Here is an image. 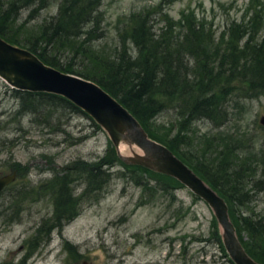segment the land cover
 <instances>
[{"label": "rangeland", "instance_id": "obj_1", "mask_svg": "<svg viewBox=\"0 0 264 264\" xmlns=\"http://www.w3.org/2000/svg\"><path fill=\"white\" fill-rule=\"evenodd\" d=\"M0 1H12L15 11L8 15L14 17L11 26L21 42L26 32L39 33L41 27L59 22L58 0H47L40 8L21 4L22 0ZM158 3L170 17L174 33L187 28L186 20L201 22L200 29H211L214 40L225 45L228 27L247 23L255 12L251 21L257 19L258 28L251 42L264 39V0H98L92 19L80 28L93 37L85 45L100 47L113 57L123 21ZM153 26L159 28L161 22ZM245 38L238 39L239 46ZM124 46L128 54L135 53L131 40ZM54 47L48 46L46 54L61 66L70 62L82 68L78 56ZM193 61L189 57V63ZM237 79L222 94L226 118L217 123L192 118L183 124L189 140L178 146L184 150L188 143L190 152L197 153L196 160L207 164L213 153L202 154L201 147L214 150L215 143L230 137L239 157L246 155L247 165L254 166L252 175L243 180L246 198L234 205L237 221L241 224L244 217L264 226L260 161L264 126L258 121L264 114V91L251 90ZM12 89L0 79V174L15 171V178L0 192V264H234L203 199L172 176L124 165L106 132L88 114L66 107L51 109L45 103L24 111ZM161 101L155 121L169 125L175 109L164 98ZM93 164L108 171L96 200L91 187ZM58 190L71 197L59 196ZM63 200L70 207L64 210L67 220L61 214L59 221L55 205ZM261 231L251 236L243 231L242 238L258 252L262 248L264 256Z\"/></svg>", "mask_w": 264, "mask_h": 264}, {"label": "trees", "instance_id": "obj_2", "mask_svg": "<svg viewBox=\"0 0 264 264\" xmlns=\"http://www.w3.org/2000/svg\"><path fill=\"white\" fill-rule=\"evenodd\" d=\"M46 1L22 0L21 4H35L36 8H40ZM58 1L59 22L41 27L39 33L26 32L25 38L22 39L25 42L14 36L15 29L11 26L14 17L10 19L8 15L15 11L12 1L5 4L0 1V35L36 53L45 63L97 82L117 98L134 114L149 137L166 145L225 199L237 237L249 255L264 264L262 248L258 252L242 238L243 231L251 236L261 230L263 233L264 226L244 217L240 218V224L234 213L235 203L242 202L247 196V192L243 190V180L246 175H252L251 170L254 168L247 165L249 157L246 155L239 157L230 137L222 139L221 144L215 143L214 150L212 147L211 149L201 147L202 154L213 153L207 158V164L196 160L197 153L190 152L188 143L184 150L178 146L180 142L183 144L185 140H189L183 124L192 118H207L215 123L226 118L227 112L225 109L221 110L222 94L233 78H238L237 80L244 82L251 90L256 88L258 92L264 91V39L260 43L251 42L258 28L257 19L255 22L251 21L256 18L255 12L249 16L245 24L232 23L227 29L225 45H221L214 40L211 29L204 31L199 28L201 22L186 20L187 28L174 33L170 17L162 10L161 3H158L156 6L146 7L143 13L131 15L129 19L123 21L118 34L119 49L113 57H109L102 48L85 45L93 37L89 36V30L80 31L83 23L92 19V11H95L98 0ZM156 22H161L159 28L153 26ZM82 34L86 36L81 37ZM244 35L246 38L239 46L238 39ZM55 37L59 39L54 41L52 38ZM128 39L135 48L134 54H128L125 50L124 44ZM53 45L72 56H78L82 68H74L70 62L61 66L55 57L47 55L48 46L56 50ZM191 56L194 61L189 63ZM12 92L20 96L24 111H30L38 103H45L49 104L51 109L66 107L69 111L86 114L71 101L56 93L25 89H12ZM162 98L175 109L174 118L169 125L155 121L157 113L163 107ZM93 124L99 127L94 121ZM205 140L207 141L206 138ZM211 142L214 144V138ZM260 161L264 165V160L260 158ZM132 166L147 173L153 171L138 164ZM90 169L93 172L91 185L93 200H96L107 179L108 171L99 164H93ZM60 186H64V182ZM57 192L65 199L71 197L66 190L65 194L59 190ZM69 207L64 200L55 205L59 219L60 215L64 214L63 220H67L64 210ZM215 232L220 238L218 228Z\"/></svg>", "mask_w": 264, "mask_h": 264}, {"label": "water", "instance_id": "obj_3", "mask_svg": "<svg viewBox=\"0 0 264 264\" xmlns=\"http://www.w3.org/2000/svg\"><path fill=\"white\" fill-rule=\"evenodd\" d=\"M0 79L14 88L52 92L71 101L106 132L123 163L140 164L170 175L203 199L213 212L222 245L234 264H261L241 245L225 199L185 162L150 138L138 119L99 84L44 63L33 52L1 35ZM258 121L264 126V114ZM119 144L134 145L140 151L121 154L117 149ZM14 178V170L9 174H0V189Z\"/></svg>", "mask_w": 264, "mask_h": 264}, {"label": "bare ground", "instance_id": "obj_4", "mask_svg": "<svg viewBox=\"0 0 264 264\" xmlns=\"http://www.w3.org/2000/svg\"><path fill=\"white\" fill-rule=\"evenodd\" d=\"M25 48V47H24ZM27 49V48H26ZM29 50V49H28ZM30 51V50H29ZM32 52V51H31ZM34 53V52H33ZM40 60H42L36 53H34ZM43 61V60H42ZM44 62V61H43ZM45 63V62H44ZM76 75V74H75ZM79 76V75H78ZM82 77V76H81ZM87 79V78H86ZM91 80V79H90ZM93 81V80H92ZM95 82V81H94ZM97 83V82H96ZM98 84V83H97ZM101 86V85H100ZM11 87V86H10ZM102 87V86H101ZM11 88H13V89H16V90H22V89H19V88H14V87H11ZM103 88V87H102ZM111 95V94H110ZM126 109L134 116V114L126 107ZM82 110V109H81ZM135 117V116H134ZM136 118V117H135ZM137 119V118H136ZM149 136V135H148ZM151 138V137H150ZM156 141V140H155ZM157 143H159V144H162L163 146H165L168 150H170L166 145H164L163 143H161V142H158V141H156ZM118 151L121 153V154H126V152L128 151V154L131 152V150H134V151H136L138 148L137 147H135L134 145H131V147H129V146H127V145H123V144H119L118 145ZM171 151V150H170ZM172 152V154L174 155V156H176L177 158H179L173 151H171ZM180 159V158H179ZM135 164V163H134ZM138 165H140V164H138ZM142 166V165H141ZM190 167V166H189ZM191 168V167H190ZM193 170V169H192ZM195 172V171H194ZM196 173V172H195ZM198 176H200L198 173H196ZM201 177V176H200ZM202 178V177H201ZM202 179H204V178H202ZM5 187V186H4ZM3 187V188H4ZM61 187V186H60ZM3 188L2 189H0V192L3 190ZM229 214V213H228ZM230 217V216H229ZM231 219V218H230ZM232 221V220H231ZM62 223V222H61ZM239 239V238H238ZM240 241V240H239ZM240 243H241V245L243 246V244H242V242L240 241ZM224 247V246H223ZM243 248L245 249V247L243 246ZM225 249V248H224ZM246 250V249H245ZM226 251V250H225ZM247 252V251H246ZM248 253V252H247ZM249 254V253H248ZM257 261V260H256ZM257 262H259V261H257ZM259 263H261V262H259ZM261 264H263V263H261Z\"/></svg>", "mask_w": 264, "mask_h": 264}, {"label": "flooded vegetation", "instance_id": "obj_5", "mask_svg": "<svg viewBox=\"0 0 264 264\" xmlns=\"http://www.w3.org/2000/svg\"><path fill=\"white\" fill-rule=\"evenodd\" d=\"M6 186H7V185H6ZM6 186H5V187H6Z\"/></svg>", "mask_w": 264, "mask_h": 264}]
</instances>
